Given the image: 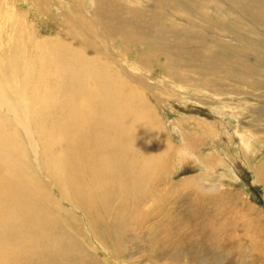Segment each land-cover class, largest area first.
Masks as SVG:
<instances>
[{
	"label": "rangeland",
	"instance_id": "374dc122",
	"mask_svg": "<svg viewBox=\"0 0 264 264\" xmlns=\"http://www.w3.org/2000/svg\"><path fill=\"white\" fill-rule=\"evenodd\" d=\"M198 1L117 0L125 14L145 20L146 28L127 21L112 30L96 0H0V61L24 50L17 62L21 72L46 41L41 46L49 55L44 62L33 61L38 73L52 80L32 82L27 92L31 103L56 89L58 70L74 63L78 55L72 52L79 49L138 89L148 102L147 129L155 132L148 148L134 155L129 172L119 162L94 173L102 153L130 161L123 144L90 149L78 164L83 185L88 192H100V185L107 189L105 199L97 195L92 205L75 194L73 180L60 179L53 163L66 152L60 141L66 136H40L31 116L39 143L32 146L16 116L2 111L22 135L17 138L24 154L11 181L0 174L9 182L5 187L12 186L2 200L13 204L11 212L0 204V215L6 222H21L22 237H33L26 238L33 243L43 237L37 230L41 224L47 239L38 241L37 264H264V13L256 0L248 2L253 10L246 0H236L238 7L232 0ZM9 11H15L12 20ZM185 35L184 45L197 58L177 45L182 43L176 38ZM34 39L40 43L33 47ZM220 45L225 46L224 60L208 68L206 59ZM66 76H74L73 67ZM247 125L260 132V146L252 141L248 149L238 138L255 134ZM110 175L114 180L106 182ZM129 176L137 183L125 187ZM27 187L35 189V205L24 192L16 196ZM123 190L130 207L120 215ZM34 222L35 227L24 226ZM55 242L61 248L57 257L50 250Z\"/></svg>",
	"mask_w": 264,
	"mask_h": 264
},
{
	"label": "bare ground",
	"instance_id": "6f19581e",
	"mask_svg": "<svg viewBox=\"0 0 264 264\" xmlns=\"http://www.w3.org/2000/svg\"><path fill=\"white\" fill-rule=\"evenodd\" d=\"M96 1L101 16L104 15L105 23L112 30H118L116 25L127 21L130 23H141L140 16L125 14L122 9L124 6L121 7L119 3H116L117 0ZM156 1L164 4H184L190 1L194 3V0ZM252 1L254 2V0H246L245 5L253 10V6L248 3ZM198 2L197 0V3ZM232 2L238 7L239 3L236 0H232ZM259 2H262L263 5ZM203 3L204 0H201L202 5ZM255 4L259 13L263 14L264 0H256ZM1 11L0 17L2 21L4 16L3 10ZM14 12L15 11H9V20L14 18ZM243 13L252 17L249 10ZM260 18L264 17L262 16ZM145 24L144 20V22L141 23V27ZM78 31L79 30H76V32ZM179 38L181 40L179 42L182 43L177 44L179 48L183 49L185 52H190V56L197 58L198 53L194 52L195 50L193 49L191 50L192 47L184 45L186 44L184 41L189 40L188 35L178 36L176 41H178ZM37 42L40 43V40H30V45L34 47ZM44 43H46L45 39L38 47L39 53L36 51L30 54L31 58H28L29 62L21 72L18 71L17 62L21 61V58L24 57V50H18L15 53L11 52L0 61V76L2 77H0V167H3L0 169V174L4 177H11V181L13 179L11 175L12 171L17 167L23 166L22 159L19 155L21 152L24 154L23 146L17 138L19 134L9 126V121L2 111L7 110L9 113L16 116L19 124L26 130L32 146H37L39 145L38 140L30 126V124H32V116V122L36 126V130L40 136L46 137L53 134H63L66 136L67 140H60L61 143H64L62 145H66V152L64 151L62 156L55 159L53 163L57 170L60 171V179L65 182L73 180V190L75 194L83 201L94 205L96 204L95 198L97 195L105 199L107 196V189L100 185L98 187L100 192L98 193H94L91 190L89 192L86 191L83 185L84 170L83 167L80 168L78 164L84 163L90 153V149L94 146L108 147L111 145L123 144L125 155L127 158H130V161H120L116 158H109L105 153H102L100 164L98 168L94 170V173L99 174L119 162L123 165V172L131 171L134 166V155L148 148L149 142L155 133L154 130L147 129L151 125L150 121L147 120V118H150V114L148 113L149 108L146 107L148 102L144 97H141L140 92L131 85V82L125 81L112 71L104 70L99 64L96 56L91 57L79 49H74L72 53L77 54L78 57L75 59L74 63H67L66 69L60 67L55 79L57 82L56 89H52L36 105L35 103H31L33 99L27 92L32 82L37 80V77L40 78L41 82L44 80L48 83V81L52 80L45 73H38L37 67L33 61L38 60V63L44 62L43 60L45 57L49 55H46L45 50L41 46ZM204 44L205 42L203 45ZM219 47L216 54L206 59L205 64L208 68L210 66L216 68V64H218L220 60H224L225 55L223 50L225 46L223 47L220 45ZM56 49L57 48L52 52L56 51ZM25 56H27V53ZM72 67L74 69V76L70 78L66 76V71ZM69 83H72L71 87ZM34 97L40 99L39 96L34 95ZM73 108H75V112L72 113L71 110ZM140 110L143 112L144 117L139 114ZM56 111L60 113L58 117L48 118L46 116L48 113L55 114ZM209 127L211 128L210 125ZM247 129V131L255 133V136L243 133L238 137L240 141L244 143L248 149L252 141H255L260 146L262 141L259 136L260 132L258 133L251 130L248 125ZM21 136L20 134L19 137L21 138ZM192 149L194 150L195 148ZM189 150L188 153L185 150L188 155H190ZM183 154L184 152H182L181 156H183ZM190 158L192 159V157H189V159ZM196 159L198 158L195 157V160ZM70 163H72V165L69 166ZM67 168L68 170H66ZM113 180L112 175L106 178V182H112ZM8 183L4 180H0V204H3L4 207L8 209V212H11L13 211V204L2 200V197L8 195L12 190V186L5 187ZM136 183L135 177L129 176L125 179L124 186H134ZM63 190L67 195H70L68 189L64 188ZM34 191L35 189L31 187L18 189L16 196L18 193L24 192L33 200V204L35 205ZM147 192L148 191L144 192L142 196L147 195ZM122 193L124 199L118 208L120 215H124L126 209L130 207V201L127 199V191L123 190ZM15 200L18 201L17 198H15ZM22 212L27 214L28 217L35 218L26 210ZM24 226L35 227V222L26 223ZM21 227V222H6L1 219L0 215V264H37V259H34V252L41 251L40 247H37L38 241L40 239H47L43 227H41V224H38L37 230L39 228L42 229L43 237L35 243L26 239L33 237H22ZM54 245L57 246L50 250L53 256L57 257L60 254L61 248L57 242L52 243V247Z\"/></svg>",
	"mask_w": 264,
	"mask_h": 264
}]
</instances>
